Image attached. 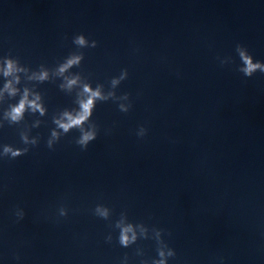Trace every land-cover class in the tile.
<instances>
[{
	"label": "water",
	"instance_id": "95a60500",
	"mask_svg": "<svg viewBox=\"0 0 264 264\" xmlns=\"http://www.w3.org/2000/svg\"><path fill=\"white\" fill-rule=\"evenodd\" d=\"M78 34L97 47L73 44ZM237 44L264 62V0H0V67L7 56L26 69L17 95L0 98V153L29 148L0 157V264H152L157 247L174 249L167 264H264V73L237 70ZM74 52L80 65L59 74ZM41 70L46 81L29 79ZM12 79L0 73V89ZM84 83L129 93L132 107L97 102L86 150L77 129L48 148ZM24 88L45 113L10 125ZM128 225L136 240L123 247Z\"/></svg>",
	"mask_w": 264,
	"mask_h": 264
},
{
	"label": "clouds",
	"instance_id": "9594fccd",
	"mask_svg": "<svg viewBox=\"0 0 264 264\" xmlns=\"http://www.w3.org/2000/svg\"><path fill=\"white\" fill-rule=\"evenodd\" d=\"M97 41L92 40L91 45H88V41L85 39L84 34H78L73 37V44L80 48L84 47H97ZM236 53L241 61L240 66H238L237 70L242 73L245 77H252L256 72L264 73V62L254 61L253 56L249 53L248 49L242 44H237ZM84 59V53H71L66 57L64 63L60 64L57 68V72L59 74L65 73L68 69L73 66H79L81 61ZM231 57H227L220 60L221 65H225L231 63ZM19 61L16 59H12L9 57H4L3 59V67H0V73H2L3 77H13L12 80H6L4 83L3 89H0V98L3 97L5 92L8 93L10 97H15L18 93V89L14 87L15 84L20 83L19 75L16 73L24 72L26 69L18 66ZM129 73L127 69H122L120 72L119 78L113 77L110 80V85L113 89L121 83V81L127 79ZM49 77V74L46 70H41L39 73H33L29 79H35L39 82L46 81ZM80 83V77L74 76L72 78H66V83L61 85V88H66L71 90L74 86ZM103 85H97L95 89H93L89 84L84 83L82 86V93L80 94L83 98L78 96L77 104L78 109L75 111H64L59 118H54L53 123L56 125V129H59L58 132L56 129L51 131V138L47 140L48 148H53L54 142H58L60 139L61 132L66 135L71 130L77 129L80 133L79 137L76 139V143L81 147L82 150H86L89 143L94 141L99 132V126L92 121L91 117L93 115V111L96 107L97 102H107L112 100L114 102H118L120 100L128 101L127 104L119 103L118 108L121 112L127 113L132 107L129 93H124L120 96H117L115 91H110L107 94L102 92ZM32 95L33 98L29 99V95ZM40 95L36 93H30L28 88H24L23 95L19 99V102L11 105L10 108L5 112L4 118L8 120L9 124H18L20 121L24 119L25 112H39L41 115H44L45 109L40 103ZM4 125L0 123V128H3ZM147 133V129L141 126L137 135L139 137H144ZM20 138L23 144L32 146H36L39 142L36 138L29 140L26 134L21 133ZM29 152V148H17L12 145L5 144L3 145V153H0V157H8L9 159H16L22 155H25ZM96 214L100 217L107 219L108 218V210L101 206L96 207ZM61 216H66L67 213L61 209ZM16 216L19 219H23L24 212L23 210L18 209L16 211ZM116 227H120V224L117 223ZM129 233H132L129 236ZM157 237L160 236V231L156 232ZM111 236L106 237L107 242H111ZM136 240V234L133 231L131 225L126 227H122L118 242L123 247H128L130 243H133ZM157 253L160 257L159 259H153L152 264H167V258L175 257L176 253L174 249L168 248L167 255L165 251L157 247ZM18 258V257H17Z\"/></svg>",
	"mask_w": 264,
	"mask_h": 264
}]
</instances>
